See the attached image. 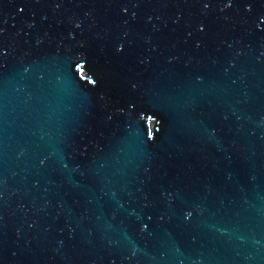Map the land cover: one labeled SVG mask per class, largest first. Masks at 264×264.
<instances>
[{"label":"water","instance_id":"95a60500","mask_svg":"<svg viewBox=\"0 0 264 264\" xmlns=\"http://www.w3.org/2000/svg\"><path fill=\"white\" fill-rule=\"evenodd\" d=\"M0 264H264V0H0Z\"/></svg>","mask_w":264,"mask_h":264}]
</instances>
